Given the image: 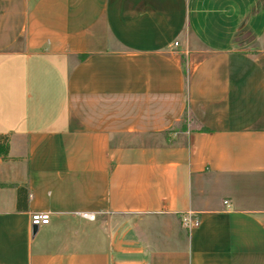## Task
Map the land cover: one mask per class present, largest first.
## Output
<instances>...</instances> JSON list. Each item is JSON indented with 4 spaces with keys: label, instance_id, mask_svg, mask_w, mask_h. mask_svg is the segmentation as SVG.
Here are the masks:
<instances>
[{
    "label": "crops",
    "instance_id": "1",
    "mask_svg": "<svg viewBox=\"0 0 264 264\" xmlns=\"http://www.w3.org/2000/svg\"><path fill=\"white\" fill-rule=\"evenodd\" d=\"M0 137V264H264V0H0Z\"/></svg>",
    "mask_w": 264,
    "mask_h": 264
},
{
    "label": "built area",
    "instance_id": "2",
    "mask_svg": "<svg viewBox=\"0 0 264 264\" xmlns=\"http://www.w3.org/2000/svg\"><path fill=\"white\" fill-rule=\"evenodd\" d=\"M226 203V202H224ZM78 217L84 218L89 221H93L95 215L93 213L78 212L76 213ZM49 221V213H32L30 215V225L31 227H39L41 225H46ZM179 221L182 228L190 230L199 224V219H196L192 213L187 212L179 215Z\"/></svg>",
    "mask_w": 264,
    "mask_h": 264
},
{
    "label": "trees",
    "instance_id": "3",
    "mask_svg": "<svg viewBox=\"0 0 264 264\" xmlns=\"http://www.w3.org/2000/svg\"><path fill=\"white\" fill-rule=\"evenodd\" d=\"M4 139L0 137V155L5 154V147L3 145ZM27 198V190L25 186H17L16 187V208H20L21 202L26 201Z\"/></svg>",
    "mask_w": 264,
    "mask_h": 264
}]
</instances>
